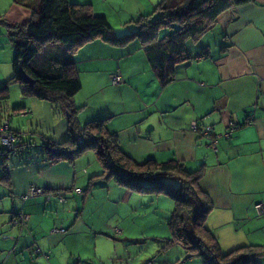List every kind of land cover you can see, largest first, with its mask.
Instances as JSON below:
<instances>
[{
	"label": "crops",
	"instance_id": "1",
	"mask_svg": "<svg viewBox=\"0 0 264 264\" xmlns=\"http://www.w3.org/2000/svg\"><path fill=\"white\" fill-rule=\"evenodd\" d=\"M67 1L88 4L91 12L105 15L109 22L117 18L116 23L125 29L129 24L136 26L131 14L139 17L154 10L161 0ZM40 3L0 0L1 37L7 36L8 24L30 20ZM187 49L190 59L175 64L173 80L161 84L138 38L121 44L100 38L83 42L72 53L81 88L65 100L74 112L71 120L70 114L61 110L68 127L76 128L69 135L77 138L80 127L101 120L118 145L136 160L176 159L188 171L199 170L198 185L211 202L204 223L221 251L242 245L264 246V215L254 209L256 203L264 204V0L227 8L197 41L187 44ZM117 72L122 81L114 85L110 77ZM20 109L24 107L13 114L18 116ZM5 121L18 132L13 122L0 119L2 124ZM193 122L198 130L192 129ZM230 124L242 125L228 137H220L214 152L200 128L210 125L212 135L222 134ZM60 127L59 138L55 133L42 143L35 142H62L67 139L64 123ZM18 133L7 171L0 163V264H84L79 240L99 231L90 228L82 216L85 202L94 199L92 179L101 172L94 151H84L72 161H51L40 147V152L31 153L25 162L20 148L30 143L22 142ZM62 147L71 148L68 144ZM21 160L23 163H18ZM31 184L43 192L22 203L19 196ZM108 184L115 194L108 192L107 199L118 195L119 200L130 203L141 198L115 181ZM53 190H63L65 200L50 197ZM58 203L67 207L65 213L59 214ZM95 207L91 204L86 214H96ZM20 209L29 215L24 227L11 223ZM59 227L63 231H53ZM194 262V258L188 261ZM166 263L165 259L161 264Z\"/></svg>",
	"mask_w": 264,
	"mask_h": 264
},
{
	"label": "trees",
	"instance_id": "2",
	"mask_svg": "<svg viewBox=\"0 0 264 264\" xmlns=\"http://www.w3.org/2000/svg\"><path fill=\"white\" fill-rule=\"evenodd\" d=\"M14 1L24 4L26 0ZM166 1L161 0L152 11L154 15L157 14L154 21L152 13L140 15L135 20L136 30L116 36L112 34L107 17L91 12L86 7L88 4L69 3L67 0H41L39 10L26 23L7 25L13 58L12 75L6 83H19L25 93L50 100L55 112L61 115L63 109L70 114L71 120L74 112H71L70 105L65 100L72 98L81 88L72 53L83 42L100 38L121 44L131 38H138L151 69L159 82L166 84L173 80L174 65L190 59L187 44L197 41L201 34L209 30L211 23L224 10L250 0H174L173 4H167ZM162 26L173 30L161 37L158 30ZM20 63L33 79L31 85L22 82ZM8 96V86H0V100ZM18 115L28 116H22L20 111ZM3 124L0 123V126ZM241 125L230 124L226 131L232 132ZM11 131L16 136L17 146L19 131ZM74 138L70 134L58 144H41L42 153L51 161H72L84 151L93 150L101 165L98 177L113 180L133 192L153 195L162 193L168 196L173 200L174 208L169 221L170 238L167 246L182 247L189 258L199 259L202 264H258L257 257L264 256V246L259 245H242L228 252L221 251L217 238L204 223L211 209V202L198 185L199 170L188 171L176 159L165 162H158L152 157L136 160L118 145L115 135L105 129L101 120L80 127L77 138ZM65 144L71 148L62 147ZM52 149L60 151V154L53 153ZM13 150L9 151L8 158L3 155L0 158L9 159ZM4 151V147L0 145V152ZM5 164L6 160L2 167L7 171L9 165ZM27 190L19 196L22 203L32 198H22ZM53 192L63 193L65 200L66 193L63 190ZM50 197L59 200L57 195ZM19 212L28 215L20 209L14 213L11 223L24 227L29 215L23 225H19L14 223Z\"/></svg>",
	"mask_w": 264,
	"mask_h": 264
},
{
	"label": "rangeland",
	"instance_id": "3",
	"mask_svg": "<svg viewBox=\"0 0 264 264\" xmlns=\"http://www.w3.org/2000/svg\"><path fill=\"white\" fill-rule=\"evenodd\" d=\"M151 11L147 10L142 14ZM154 14L152 13L153 17H156L157 14ZM155 17L152 21L156 19ZM131 18L136 20L138 16L131 14ZM116 19L108 21L112 28V34L120 36L128 30H136V26L131 27L129 23L125 29L121 28L116 23ZM148 25L145 24V26ZM3 29L0 28V31L4 32ZM172 30L162 26L158 30V35L162 37ZM12 58L13 46L8 34L2 37L0 35V86L7 85L9 91L8 98L0 100V119L6 118L11 123L13 122L15 129L21 133L22 142L30 143L20 148V152L23 150L21 159L26 162L31 153L40 152V143L44 141L43 138L53 136L55 133L59 138L61 135L60 125L64 123L65 138L69 136V132L74 133L76 128L68 127L66 115L64 113L59 115L58 112H55L54 104L52 105L50 100L25 93L19 83H6L12 75ZM121 81V76L117 83H113L111 80L114 85ZM22 107L24 110L19 111L20 113L25 111L26 113L22 116L29 115L28 119L13 114L15 109ZM16 155L19 156V152L14 153L12 157L14 158ZM4 160H6L5 165H9L11 162L10 159L0 158V163ZM108 181L98 176L93 177L94 199L88 200L84 205L85 212L82 216L85 218V222L90 228L93 226L94 229L99 230L97 233L90 234L89 232L82 235L83 238L79 240L82 254L85 257L84 264H145V262L161 264L165 259L168 262L166 264H189L188 261L193 258H189L182 247L167 246L170 238L169 221L174 208L173 200L162 193L153 195L145 192H137L136 195H141L138 196L141 198L133 199L130 203H126L123 199L119 200L118 195L114 196L115 199H107L108 192L115 194ZM111 181L113 182V180ZM91 204L96 206L95 210L98 209L96 214H86ZM57 208L59 214H63L67 207L58 203ZM72 213L74 216L75 212ZM194 261V264H202L199 259H194ZM257 261L258 264H264V256H258Z\"/></svg>",
	"mask_w": 264,
	"mask_h": 264
},
{
	"label": "built area",
	"instance_id": "4",
	"mask_svg": "<svg viewBox=\"0 0 264 264\" xmlns=\"http://www.w3.org/2000/svg\"><path fill=\"white\" fill-rule=\"evenodd\" d=\"M111 80L113 83H117L120 80V74L115 73L114 75L111 76ZM25 113H26L25 111L22 112L23 115ZM191 127L193 130H198V126L195 122H193L191 124ZM233 128L234 127H232V129ZM200 132L203 135L208 136L209 145L214 152L218 151V148H217L218 139L222 136L228 137L231 134V132L228 130L222 134H213L212 135L211 134L212 133V127L210 125L203 126L202 128H200ZM0 144H2V146L5 149L4 152H2V153L0 152V156L3 155L5 158H8L9 151L13 150L16 146V136L13 133V131H11V129L9 128V125L7 122L4 123L2 126H0ZM6 166H8V165H6ZM42 192H43V189L41 187H38L36 185H31L22 198L24 199L27 197H34V196L41 194ZM50 195H52V196L57 195L60 201L64 200L63 193L57 194L55 192H52ZM254 207H255V210L258 214H264V204L256 203L254 205ZM26 219H28V215H25L22 212H19L18 217L14 220V223L19 224V225H23V223ZM53 231H63V228L62 227L54 228ZM36 251H38V250H36Z\"/></svg>",
	"mask_w": 264,
	"mask_h": 264
},
{
	"label": "water",
	"instance_id": "5",
	"mask_svg": "<svg viewBox=\"0 0 264 264\" xmlns=\"http://www.w3.org/2000/svg\"><path fill=\"white\" fill-rule=\"evenodd\" d=\"M19 73H20V76H21L23 83H26L29 85H31L33 83V79L25 72L21 63L19 65ZM51 151L55 154H60V151H58V150L52 149Z\"/></svg>",
	"mask_w": 264,
	"mask_h": 264
},
{
	"label": "flooded vegetation",
	"instance_id": "6",
	"mask_svg": "<svg viewBox=\"0 0 264 264\" xmlns=\"http://www.w3.org/2000/svg\"><path fill=\"white\" fill-rule=\"evenodd\" d=\"M80 140H78V143L80 144V142H79ZM0 145H2V144H0Z\"/></svg>",
	"mask_w": 264,
	"mask_h": 264
}]
</instances>
